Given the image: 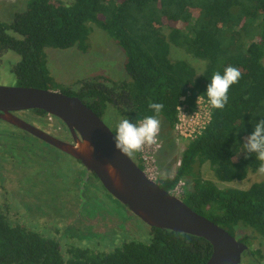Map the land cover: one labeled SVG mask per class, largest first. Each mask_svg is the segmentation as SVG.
Listing matches in <instances>:
<instances>
[{
  "label": "trees",
  "instance_id": "trees-1",
  "mask_svg": "<svg viewBox=\"0 0 264 264\" xmlns=\"http://www.w3.org/2000/svg\"><path fill=\"white\" fill-rule=\"evenodd\" d=\"M26 6L12 23H0V65L10 52L20 56L18 86L78 97L100 118L114 106L120 118L114 134L141 169L140 122L173 131L180 106L193 112L199 96L211 101L207 129L188 144L176 174L158 184L171 193L183 183L182 200L196 213L227 231L242 223L264 239V181L221 189L201 174L209 164L219 182L232 183L264 165V0H29ZM95 27L125 54L128 78L100 76L64 88L51 75L48 52H88ZM174 47L204 62L203 73L172 60ZM151 229L150 244L129 242L111 253L76 249L65 258L57 242L12 224L0 210V264H207L213 255L203 238ZM251 256L262 263L261 250Z\"/></svg>",
  "mask_w": 264,
  "mask_h": 264
},
{
  "label": "rangeland",
  "instance_id": "rangeland-1",
  "mask_svg": "<svg viewBox=\"0 0 264 264\" xmlns=\"http://www.w3.org/2000/svg\"><path fill=\"white\" fill-rule=\"evenodd\" d=\"M28 1L0 0V23H12L17 13L25 11ZM53 1L67 5L74 2ZM89 45L91 49L88 52L76 48L48 52V67L60 85L64 88L77 87L82 81L100 76L114 81L128 78L125 54L105 32L95 27ZM171 59L187 61L199 74L206 67L204 62L175 47ZM19 62L20 56L13 52L4 57L3 65H0V86L18 87L14 68ZM26 114L19 116L43 128L41 123L28 119ZM102 120L115 131L120 118L114 106L109 107ZM43 124L49 133L59 134L53 136L72 142L66 126H60L54 118L46 117ZM156 127L159 130L158 177L162 180L176 174L189 142L181 140L175 130L171 131L166 124ZM0 129V210L8 214L12 224L54 240L61 246L65 258L69 257L70 250L111 253L125 243H151V227L109 194L97 177L88 174L80 162L29 133L18 132L12 136L9 135L11 128ZM261 159L264 163V152ZM201 174L221 189L247 190L253 184L264 181V165L245 181L232 183L219 182L209 164L202 167ZM228 231L238 242L248 246L250 256L246 257L256 264L259 260L253 258L251 252L261 250V264H264L263 238L242 223ZM246 257L242 264H245Z\"/></svg>",
  "mask_w": 264,
  "mask_h": 264
},
{
  "label": "water",
  "instance_id": "water-1",
  "mask_svg": "<svg viewBox=\"0 0 264 264\" xmlns=\"http://www.w3.org/2000/svg\"><path fill=\"white\" fill-rule=\"evenodd\" d=\"M41 110L59 119L73 142H65L20 119L16 112ZM0 120L24 130L80 162L109 194L151 228L203 238L213 245L207 264H242L247 245L196 213L181 198L146 176L128 149L91 108L63 92L0 86Z\"/></svg>",
  "mask_w": 264,
  "mask_h": 264
},
{
  "label": "built area",
  "instance_id": "built-area-1",
  "mask_svg": "<svg viewBox=\"0 0 264 264\" xmlns=\"http://www.w3.org/2000/svg\"><path fill=\"white\" fill-rule=\"evenodd\" d=\"M185 99H182L184 102ZM178 123L175 127L177 136L186 142H192L198 139L212 120L213 105L211 101L199 96L196 100V110L193 112L188 111L184 105L178 108ZM159 130L156 126L148 121L139 123L138 140L140 145V153L143 164V171L148 179L159 182L161 179L158 177L157 167V153L159 151ZM184 184L180 183L179 186L171 192L178 198L183 197Z\"/></svg>",
  "mask_w": 264,
  "mask_h": 264
},
{
  "label": "flooded vegetation",
  "instance_id": "flooded-vegetation-1",
  "mask_svg": "<svg viewBox=\"0 0 264 264\" xmlns=\"http://www.w3.org/2000/svg\"><path fill=\"white\" fill-rule=\"evenodd\" d=\"M38 111H41V110H29V111H24V112H16V113H13V114H15L17 117H19L20 118V116H19V114H21V113H27L26 115H27V118L29 119H31V120H34V121H37V122H39V123H41V125L43 126V128H39V127H37V128H39V129H41V130H44V131H46L47 133H49L48 131H47V129L45 128V126H44V120H45V118L46 117H49L50 115H48V114H39V113H37ZM35 117H37V118H35ZM50 117H52V118H54V120H57V122L60 124V126H62V125H64L59 119H57V118H55V117H53V116H50ZM21 119V118H20ZM23 120V119H22ZM25 121V120H24ZM27 122V121H26ZM7 124H9V123H7V122H5V121H3V120H0V127H9V128H11V130H12V132H10L9 133V135H12V136H14L15 135V133H18V132H26V131H24V130H21V129H18V128H16V127H14L13 125H11V124H9V125H7ZM31 124V123H30ZM33 125V124H32ZM36 127V126H35ZM1 130V129H0ZM59 130H60V132L62 131V128L61 127H59ZM114 132V131H113ZM27 133V132H26ZM49 134H51V135H59V134H57V133H53V132H51V133H49ZM61 135V134H60ZM71 136V135H70ZM55 137V136H54ZM57 138V137H56ZM71 138H72V136H71ZM72 142H73V138H72ZM70 143H71V141H70ZM127 149H128V147L126 146V144H123ZM129 151V150H128ZM131 154V153H130ZM247 255L246 254H244L243 255V259H244V257H246ZM248 260H251V259H249V258H245V261H244V263L245 264H251V262H248ZM242 262H243V260H242Z\"/></svg>",
  "mask_w": 264,
  "mask_h": 264
}]
</instances>
